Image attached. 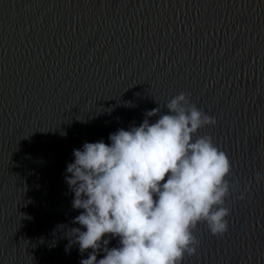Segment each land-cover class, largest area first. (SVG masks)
Here are the masks:
<instances>
[{
    "label": "water",
    "instance_id": "obj_1",
    "mask_svg": "<svg viewBox=\"0 0 264 264\" xmlns=\"http://www.w3.org/2000/svg\"><path fill=\"white\" fill-rule=\"evenodd\" d=\"M180 93L232 169L228 231L200 222L182 264H264V0H0V264L86 259L65 250L73 150Z\"/></svg>",
    "mask_w": 264,
    "mask_h": 264
},
{
    "label": "clouds",
    "instance_id": "obj_2",
    "mask_svg": "<svg viewBox=\"0 0 264 264\" xmlns=\"http://www.w3.org/2000/svg\"><path fill=\"white\" fill-rule=\"evenodd\" d=\"M166 108V114L154 108L139 126L111 133L110 143L85 142L73 150L65 181L73 209L82 211L65 250L78 245L88 252L80 264H182L185 254H196L192 230L200 222L215 236L228 231L230 160L210 136H196L215 118L189 106L185 93ZM256 180L264 174L258 171ZM247 192L246 185L239 199ZM106 237L118 238V246L108 248Z\"/></svg>",
    "mask_w": 264,
    "mask_h": 264
}]
</instances>
